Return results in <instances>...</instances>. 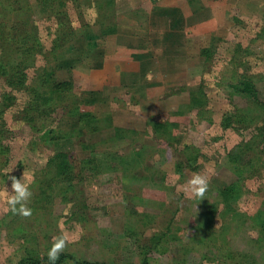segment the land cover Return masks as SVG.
Instances as JSON below:
<instances>
[{
	"label": "rangeland",
	"instance_id": "374dc122",
	"mask_svg": "<svg viewBox=\"0 0 264 264\" xmlns=\"http://www.w3.org/2000/svg\"><path fill=\"white\" fill-rule=\"evenodd\" d=\"M28 5L0 0V64L25 14L42 45L28 82L44 67L51 90L68 85L45 135L26 119L29 92L0 73V104L10 96L0 119V264H50L61 231L70 236L61 253L80 260L126 264L147 251L153 264H264L254 217L264 212V0H69L65 29ZM242 75L257 99L232 87ZM230 112L255 120L225 127ZM24 170L29 216L12 213L3 192ZM196 173L210 177L202 199L186 194Z\"/></svg>",
	"mask_w": 264,
	"mask_h": 264
},
{
	"label": "trees",
	"instance_id": "16d2710c",
	"mask_svg": "<svg viewBox=\"0 0 264 264\" xmlns=\"http://www.w3.org/2000/svg\"><path fill=\"white\" fill-rule=\"evenodd\" d=\"M18 1V3L23 5H27V7L30 9V5H28L29 0H15ZM69 0H36V7L39 10L40 13L45 14L47 16L56 15L58 16L59 24L62 25V27L68 28L71 27L70 21H63L62 20V14H65V9L67 7ZM21 9V6H19ZM66 15V14H65ZM22 21H17L12 28H20V30H24L23 33H17L15 35H12V43H13V49L10 54V57H7L6 60L1 62L0 64V73H2L6 77V84L9 87H13L19 90L25 89L29 92V99L28 104L26 105V113L28 114L27 120L33 125V127L38 131H43L42 134H48L52 130L49 127V116L54 111L55 107L58 105V103L61 101V93L57 91H61L62 89L68 85V83H57L54 85L53 90H51V86L49 85V80L47 79L45 75V68H37L36 75L34 77V80L30 83L28 82V73L27 69L30 66H35L36 63V54L41 51L42 45L39 41V36L37 34H34L32 31L28 30L24 26L27 23V20L25 19V14L22 15L21 18ZM24 21V22H23ZM69 23V24H68ZM23 25V27H22ZM115 31V30H114ZM104 32L108 33L111 31ZM71 32L64 31L61 34V37H63V41L65 42L69 38V34ZM205 52V51H204ZM70 83V82H69ZM71 85V83H70ZM232 87L235 90L239 91H247L251 92L255 99H257V93L254 86V80L250 78L249 76L242 75L236 82L232 84ZM68 88V87H67ZM55 89V90H54ZM202 92V90L200 91ZM199 92V93H200ZM57 93V96H56ZM8 93L4 94L3 102L0 104V119L2 120L3 125L5 122L3 121V105H6L5 100L10 97L7 95ZM7 97V98H6ZM198 104L197 98L191 99L190 107H195ZM251 114H244V113H238V112H230L228 113L223 121L222 124L225 127H237L239 130V126H234L235 123H244L245 125H251L252 121L255 120ZM34 122H38L39 124H35ZM48 122V123H47ZM35 125V126H34ZM3 130L0 129V136H2ZM3 143L0 138V151H2ZM230 155V154H228ZM232 155V154H231ZM59 156V155H58ZM187 158L189 160L190 166L193 168H196L197 166H193V163L196 161L197 157L190 155V153L187 154ZM91 163L93 165L92 170H95L98 168L96 164V158L91 157ZM249 162V161H248ZM247 162V163H248ZM246 163V164H247ZM250 165V163H249ZM176 170L182 172L183 163L181 161H178L176 163ZM84 170V169H83ZM232 190L234 187L231 188ZM264 212H258L256 216V220L260 222V231H261V239L264 238ZM156 238V237H155ZM154 244H150L146 250L149 251L150 247H153ZM144 256L141 258L139 262H128L126 264H153L151 262L150 258L147 255V251H143ZM67 257H71L77 261L79 264H109L106 262L101 261H89V260H80L77 258H74L72 254H65L60 253L59 259L56 261V264H59L60 262L64 261ZM17 264H40L39 260H21Z\"/></svg>",
	"mask_w": 264,
	"mask_h": 264
},
{
	"label": "clouds",
	"instance_id": "9594fccd",
	"mask_svg": "<svg viewBox=\"0 0 264 264\" xmlns=\"http://www.w3.org/2000/svg\"><path fill=\"white\" fill-rule=\"evenodd\" d=\"M151 78V74H149ZM11 180L10 189L5 183L3 192L6 194V202L10 208V211L14 214L21 216L31 215L32 209L29 207L30 199L33 195L31 184V174L25 170L22 176H7V180ZM210 177L204 173H196L189 180V188L186 189V194L191 193L190 198L198 197L204 198L205 193L209 187ZM70 242V236L67 232L61 231L54 239L51 247L47 251V257L50 264H56L59 259L60 253L64 250L67 243Z\"/></svg>",
	"mask_w": 264,
	"mask_h": 264
}]
</instances>
